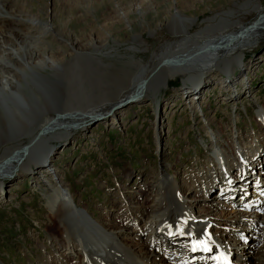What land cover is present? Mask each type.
I'll use <instances>...</instances> for the list:
<instances>
[{"label":"bare ground","instance_id":"bare-ground-1","mask_svg":"<svg viewBox=\"0 0 264 264\" xmlns=\"http://www.w3.org/2000/svg\"><path fill=\"white\" fill-rule=\"evenodd\" d=\"M32 1L0 0V107L6 116L0 119V192L7 180L21 173L34 181L47 180L51 188L45 206L62 234L60 239L50 237L53 256L59 258L54 264H215L218 258L232 264H249L253 259L264 264V106L259 105L255 118L259 133L242 140L245 134L240 136L237 122L211 129L206 117L202 128L210 139V156L205 167L194 175L184 173L178 181L177 173L170 172L173 168L163 163L153 187L125 192L121 209L128 214L124 219L110 214L107 221H99L87 207L79 206L59 172L50 166L56 145L83 133L90 122L105 118V111L115 115L127 104L145 98L157 101L171 79L182 78L185 100L197 95L199 100L211 84L206 75L217 72L225 76L221 91L237 102L238 94L233 95L237 87L244 94L250 88L245 54L264 38V15L258 2L230 0L227 10L217 11L196 29V18L185 11L210 7L212 0H174L165 6L166 17L153 31L166 27L175 41L153 55V70L138 64L129 86L121 87L118 101L111 103L103 89L107 69L99 66H103L102 58L115 55L103 50L111 41L119 43L121 35H128L135 25L142 26L146 4L131 0L128 7H117L118 36L109 22L103 35L96 32L82 44L80 37L67 30L73 21L55 23L45 10L42 21L39 13L30 10ZM159 11L154 12L160 15ZM133 15L138 17L136 22L129 20ZM249 15L259 20L242 23L241 17ZM34 28L49 35V42L35 41ZM140 35H131V41L137 45ZM129 51L135 53L137 48ZM27 139L29 144L24 142ZM55 177L58 181L53 186L50 179ZM147 192L153 198L146 205L134 201L133 195ZM199 241H208L211 251H204L201 244L193 252Z\"/></svg>","mask_w":264,"mask_h":264},{"label":"rangeland","instance_id":"rangeland-1","mask_svg":"<svg viewBox=\"0 0 264 264\" xmlns=\"http://www.w3.org/2000/svg\"><path fill=\"white\" fill-rule=\"evenodd\" d=\"M228 1L230 0H212V6L185 11V14L196 18L193 27L196 29L217 11L227 10ZM255 1L264 15V0ZM129 2L131 0H33L29 7L33 12L39 13L42 21L45 19L42 13L44 10L55 23L73 21V24L67 27L68 32L73 37H80L81 43L86 44L94 33L99 32L100 36L103 35L107 23H112L115 28L118 18L114 12L119 11L117 8L119 6H122L121 9L128 7ZM141 2L146 4L142 26L135 25L128 35H121L119 43L111 41L103 50L115 55L113 58H102L103 66H99L107 69L104 78L106 86L103 89L111 103L118 101L122 92L121 87L129 86L138 71V64L146 65L149 71L153 70L155 67L153 55L158 54L166 44L175 41L166 27L153 31L154 27L164 20V16L166 17L165 6L174 0ZM158 8L160 15L154 12ZM175 8L173 5L172 10ZM136 17L129 16V20L136 22L138 19ZM32 19L35 22L36 18ZM241 19L244 24L259 20L256 15ZM50 20L47 19L48 27L51 24ZM114 28L112 32L118 36L116 31L118 32L120 28L118 30L117 27ZM33 30L35 41L49 42V35L45 37L42 29ZM148 32L153 33L148 35ZM140 33L136 45L131 41V35ZM132 46L137 48V52L129 51ZM244 64L250 68L248 69L250 88L244 94L245 90L241 91V87H237V93H233L234 96L238 94L235 96L236 99L239 98L237 102L232 103L229 100V93L221 91L222 79L225 76L217 72H209L206 75L208 83L211 84L201 92L199 100H196L199 95L185 100L182 78L171 79L167 88L160 91L157 101L145 98L140 103L127 104L115 115L105 111L107 113L105 118L90 122L83 133L77 134L63 145H56L52 151L51 170L59 172V178L63 180L64 186L73 195L74 200L80 202V207H87L99 221H107L110 214H118L124 219L128 214L127 210L121 209L125 206L123 204L125 192L142 190L146 185L153 187L154 183H158L156 181L163 163L173 168L170 172L177 173L178 181L184 178V173L192 175L205 167L210 156L208 152L210 139L205 136L202 128L206 117L211 121V129L232 126L234 121L237 122L241 129L240 136L245 134L241 140L253 132L259 133L255 118L259 105L264 106V38L259 40L253 50L245 54ZM242 66L243 64L240 68ZM149 75L150 73L147 77ZM234 76L238 79L239 72L237 71ZM67 89L68 87H65L66 91ZM191 100L197 104L190 105ZM194 106L196 111L191 108ZM235 110L237 116L234 115ZM3 117L6 116L0 107V119ZM24 142L29 144L30 139ZM57 178L50 179L53 186L57 183ZM46 181L43 178L34 181L26 173H21L3 184V192H0L2 264H54L59 261L58 257L53 256L54 246L50 237L60 239L62 234L56 223L48 216L45 204L51 186H48ZM143 189L147 190L145 187ZM151 195L147 192V195L139 197L133 195V198L136 203L144 206L152 200ZM249 264L257 262L253 259Z\"/></svg>","mask_w":264,"mask_h":264},{"label":"snow or ice","instance_id":"snow-or-ice-1","mask_svg":"<svg viewBox=\"0 0 264 264\" xmlns=\"http://www.w3.org/2000/svg\"><path fill=\"white\" fill-rule=\"evenodd\" d=\"M228 183L231 184V183H233V181L232 180H228ZM180 234L183 235V232L180 231ZM170 235H171V233H170ZM205 235L208 237V241H210L211 240V237L208 235L207 232H205ZM208 241H199V242H197V244H195L192 247V251L195 252L197 250V247L202 244V245H204L203 250L206 251V252H210L211 251V248L207 246Z\"/></svg>","mask_w":264,"mask_h":264}]
</instances>
